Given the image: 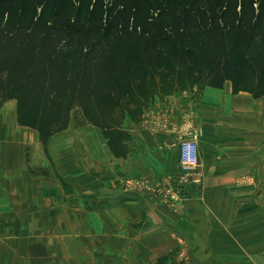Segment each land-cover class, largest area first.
Segmentation results:
<instances>
[{
	"label": "crops",
	"instance_id": "obj_1",
	"mask_svg": "<svg viewBox=\"0 0 264 264\" xmlns=\"http://www.w3.org/2000/svg\"><path fill=\"white\" fill-rule=\"evenodd\" d=\"M15 102L0 108V220L8 209L19 220L24 204L36 210L38 196L55 193L56 177L41 157L38 134L16 123ZM123 125L130 133L125 156L112 155L100 132H84L77 178L71 175L76 167L63 171L65 181L78 185L80 209L89 212L84 207L92 200L94 225L104 226L99 214L110 218L104 242L127 244L129 257L144 260L138 264H264V95L233 92L229 79L193 86L156 95L138 120L128 115ZM188 132L198 141L202 181L197 196L173 211L126 181H167L179 167L178 137ZM72 146L63 142L62 150L71 156ZM246 175L254 178L253 189L238 183Z\"/></svg>",
	"mask_w": 264,
	"mask_h": 264
},
{
	"label": "trees",
	"instance_id": "obj_2",
	"mask_svg": "<svg viewBox=\"0 0 264 264\" xmlns=\"http://www.w3.org/2000/svg\"><path fill=\"white\" fill-rule=\"evenodd\" d=\"M37 1L0 0V107L15 99L18 124L37 132L45 154L75 108L125 156V117L138 120L156 95L226 79L233 92L264 95V0H223L211 15L166 0L131 25L129 15L103 24L92 13L63 24Z\"/></svg>",
	"mask_w": 264,
	"mask_h": 264
},
{
	"label": "rangeland",
	"instance_id": "obj_3",
	"mask_svg": "<svg viewBox=\"0 0 264 264\" xmlns=\"http://www.w3.org/2000/svg\"><path fill=\"white\" fill-rule=\"evenodd\" d=\"M165 1L166 0H38L37 4L39 5L38 9L40 7H45L47 12H50L54 16H58L63 24L66 23L71 25L77 22L84 25L88 18L87 15L92 13L96 16L101 15L103 24L105 21H109L116 16L125 17L129 15V23L131 25L136 12L138 13V18L145 14L152 17L158 16ZM168 1L185 2L186 5L188 3L193 6L195 10H198V6L201 5V9H199L200 12L211 15L212 12H209L211 9L210 6L223 0ZM253 1L257 3L259 0ZM190 9L192 8L186 6L184 7V11L183 9H179L178 11H182L180 14H189L191 13ZM164 15L167 16L166 14ZM93 20L95 23L97 22L96 18ZM9 101L10 99L6 100L2 106ZM17 126L19 128H24L18 124ZM24 130L31 131L28 127L24 128ZM89 131L100 132L97 127L88 124L82 116L81 111L75 108L71 112L66 126L53 134L49 139L50 151L48 149L47 154H45L41 149V157L43 155L46 157V160L49 162V170L54 171L56 177L55 193L51 196H38L35 204L38 206L36 210L27 209L28 205L24 204L23 213L19 220L18 218L17 220L13 219V215L15 214L14 210L9 211L10 209H8L3 213L4 217L0 220V264H138L139 262H144L142 258H131L128 256L130 253L127 244H113L103 241L104 236H109L111 234V226L107 224L110 218H107L104 213L103 216L99 214L100 216L98 217L104 220V226H95L94 222L96 217L94 206H92L93 208L89 207L92 200L84 207V209L89 212L81 210L79 205L80 195L78 193V185L76 188H73L70 183L63 179V171L68 168V166L72 168L76 167V169H72L74 173L71 174L72 177L78 175L79 153L82 152H80L79 149V142L83 133ZM63 142H70L74 145L72 146L71 156H68V153L62 150ZM91 168H93V163L91 164ZM262 171V179L259 185L262 186V201L264 206V165ZM128 180H131L134 190L140 191L142 188L147 189L157 201L166 205L173 211H177L185 205L184 201L186 199L182 204L179 201L175 205H171L170 194L162 195L158 192L159 186L162 184H152L145 177L134 176L127 178L126 182L129 186L132 185ZM137 181H139V183H137ZM237 181L240 185H247V187L252 186V189L254 187L255 180L254 178H250L249 175ZM91 190L93 192L94 188H91ZM249 194L250 189L247 188V197ZM25 197L26 196H22L21 201H23ZM12 200H15V197H13ZM249 200L253 201V193L251 197H249ZM47 206H49L48 209H44V207ZM6 208H8V206ZM16 213L18 214V211H16ZM262 246L264 247V242ZM256 261L259 262L258 259H256Z\"/></svg>",
	"mask_w": 264,
	"mask_h": 264
},
{
	"label": "built area",
	"instance_id": "obj_4",
	"mask_svg": "<svg viewBox=\"0 0 264 264\" xmlns=\"http://www.w3.org/2000/svg\"><path fill=\"white\" fill-rule=\"evenodd\" d=\"M177 142L179 150L178 170L158 189V192L162 195L170 194L171 205H175L179 201L182 204L185 199L197 196L202 181V173L199 170V147L196 137L186 133L180 135ZM128 181L131 183V180Z\"/></svg>",
	"mask_w": 264,
	"mask_h": 264
},
{
	"label": "bare ground",
	"instance_id": "obj_5",
	"mask_svg": "<svg viewBox=\"0 0 264 264\" xmlns=\"http://www.w3.org/2000/svg\"><path fill=\"white\" fill-rule=\"evenodd\" d=\"M9 130V129H8Z\"/></svg>",
	"mask_w": 264,
	"mask_h": 264
}]
</instances>
